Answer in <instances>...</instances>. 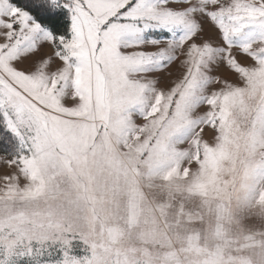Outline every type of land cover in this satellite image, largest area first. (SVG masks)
<instances>
[{
  "label": "snow or ice",
  "instance_id": "1",
  "mask_svg": "<svg viewBox=\"0 0 264 264\" xmlns=\"http://www.w3.org/2000/svg\"><path fill=\"white\" fill-rule=\"evenodd\" d=\"M192 164L264 181V0H0V264H140L97 238L100 177Z\"/></svg>",
  "mask_w": 264,
  "mask_h": 264
},
{
  "label": "rangeland",
  "instance_id": "2",
  "mask_svg": "<svg viewBox=\"0 0 264 264\" xmlns=\"http://www.w3.org/2000/svg\"><path fill=\"white\" fill-rule=\"evenodd\" d=\"M7 171L0 165V174ZM202 175L195 164L186 174L181 166L170 176L163 170L141 171L131 180L105 169L97 193V238L107 239V227H118L114 248L140 264H204L218 250L223 260L257 251L251 246L264 243V203L259 199L264 181L245 198L239 164L225 166L217 185ZM131 204L134 221L129 223Z\"/></svg>",
  "mask_w": 264,
  "mask_h": 264
}]
</instances>
